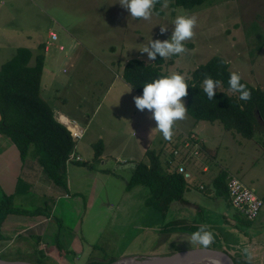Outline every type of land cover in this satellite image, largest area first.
I'll return each mask as SVG.
<instances>
[{
	"label": "rangeland",
	"instance_id": "rangeland-1",
	"mask_svg": "<svg viewBox=\"0 0 264 264\" xmlns=\"http://www.w3.org/2000/svg\"><path fill=\"white\" fill-rule=\"evenodd\" d=\"M0 2V20L7 24L12 20L14 24L9 28L20 31L18 46L31 48L34 56L39 53L46 56L41 86L46 89L50 84L55 85L58 92L56 97L43 96L44 99L87 127L75 149L82 161L73 164L69 171L71 190H68L72 198L55 200L52 188L46 184L32 187V178L24 175H21L19 192L14 199L6 195L12 199L9 206L19 215L15 216L18 221L32 223L36 213L49 216L51 220L45 219L39 225L47 227L41 239L37 230L28 226L21 230L9 224V233H12L5 236H11L13 240L0 242V257L33 264H111L134 254L143 257L169 255L196 247L189 243L193 230L179 227L172 229V233L161 230L170 214L168 218L162 215L154 218L156 235L152 232L150 236L137 228L136 215L138 210H143L141 196L150 193L151 197L152 192L144 186L135 197L133 191L128 192L132 168L119 169L115 161L132 156L134 161L130 163H148L149 149L161 153V160L170 171H176L184 162L186 171L190 172L186 180L193 189L177 202L172 212L176 214L174 219L183 224L206 225L214 237L211 246L216 248H226L224 241L231 243L242 237L234 230L224 231L223 219L214 222L217 230L200 223L198 207L213 215L219 208L205 202L208 197L203 198L199 186L201 182L212 186V178L224 166L254 187L257 194L264 193V132L258 130L252 139H248L237 132L224 130L219 124L197 122L187 112L186 119L175 122L172 139L165 140L156 130L155 121L149 119L148 110L136 109L133 97L142 94L124 81L123 69L132 58L152 63L147 53L142 52L143 48L151 40L170 39L175 18L187 15L196 18L194 36L184 42L186 51L183 54L165 58L164 71L180 73L187 79L200 64L219 55L230 63L231 70L264 89V0L206 1L193 8H174L172 0H163L160 8L164 14H157L154 9L149 20L132 18L119 4L120 0ZM161 27H166L167 31L161 33ZM7 41L4 46L11 53ZM64 70H68L67 73ZM183 99L187 107V100ZM73 113H79L83 119ZM186 137L192 139L190 148L185 144ZM204 142L217 155L213 157V153L204 151ZM100 143L102 150L111 154L110 160H96L95 147ZM195 144L201 148L194 147ZM196 150L199 154L194 155ZM30 154L33 157L34 150H30L28 157ZM205 165L210 172L204 173ZM43 173L49 180L44 170ZM133 189L136 186L130 190ZM194 193L198 197H189ZM66 205L69 209L74 205L75 211L67 212ZM230 208L235 209L233 205ZM141 233L147 248L140 251L136 248L139 242L132 247V237H139ZM239 245L227 250L241 262L246 261L245 248Z\"/></svg>",
	"mask_w": 264,
	"mask_h": 264
},
{
	"label": "trees",
	"instance_id": "trees-1",
	"mask_svg": "<svg viewBox=\"0 0 264 264\" xmlns=\"http://www.w3.org/2000/svg\"><path fill=\"white\" fill-rule=\"evenodd\" d=\"M206 1L217 0H172L176 8H193ZM163 0L155 6V12L163 15L160 8ZM33 58V59H32ZM34 60V63L32 61ZM46 56L39 53L34 56L29 47H18L15 54L0 67V134L9 137L19 150L22 160H25L30 150L47 173L49 178L63 188H68L67 165L71 153L76 148L77 141L73 139L70 130L56 117L52 106L41 94V81L45 67ZM171 63L173 60L170 61ZM165 58L159 57L152 63H146L140 58L128 60L123 69V79L136 92L142 94L143 85L160 76L169 75L164 71ZM230 63L222 56L215 55L207 62L200 64L191 72V77L185 79L188 84L187 112L197 121H208L219 124L224 130L237 132L245 138L252 139L258 130L264 132V89L249 83L244 78L241 83L251 91V99L242 101L239 93L229 90ZM237 72V71H235ZM239 73V72H238ZM205 74L219 80L221 89L216 90L214 99L209 100L203 92L202 81ZM102 144L95 147L96 160L102 154ZM149 162H138L132 168L127 188L144 186L151 190L147 203L158 214L166 215L175 201H181L190 189L183 174L170 171L161 160V153L155 150L147 151ZM80 163V162H78ZM169 169V170H168ZM227 172L220 171L214 179L216 193L227 197L229 191L226 183ZM231 201V199H230ZM10 197H4L0 202V224L6 217L15 213L10 208ZM245 218V217H244ZM246 219V218H245ZM248 221L250 220H247ZM197 231V224H184L178 220L166 222L162 230L170 231L176 228ZM3 238L0 235V239ZM241 262V261H240ZM104 264V263H103ZM240 264H249L241 262Z\"/></svg>",
	"mask_w": 264,
	"mask_h": 264
},
{
	"label": "crops",
	"instance_id": "crops-1",
	"mask_svg": "<svg viewBox=\"0 0 264 264\" xmlns=\"http://www.w3.org/2000/svg\"><path fill=\"white\" fill-rule=\"evenodd\" d=\"M0 3H2V2H0ZM13 24L14 23L12 20L10 22H8V24L5 21H3L2 19L0 20V31H1V35H0V67L4 62H6L8 59H10L15 54L17 48L20 47V46H18L20 44L18 42V40L21 39V36L19 35L20 31L17 29L9 28V26L13 25ZM3 26H5V28H3ZM5 36H7L6 39H4ZM7 40H9V43H10L11 48H12L11 53L8 50H6L5 46H4V43ZM48 49H49L48 46H46V50H48ZM32 63H34V61ZM67 71L68 70H64V72H66V73H67ZM57 92H58V88L55 85L52 86V84H50L46 89L41 86L42 96H46V97L49 96V98H51V95H53L54 97H56ZM52 108L54 110L56 118H57L58 114H61L58 117L62 121H63V117L65 116V117L69 118L71 121H73L74 123L78 124L80 126V128L82 129V137L84 136V132L87 128L86 125L80 124L79 121L76 120L75 118L72 119L69 114H65L64 111L57 108V106H54ZM73 114H75V113H73ZM75 115L80 117V119H83L79 113H76ZM192 131H193V133H195L194 129ZM81 138L76 139V141L80 140ZM197 140H198V142L201 141L199 139V137ZM203 150L204 151L207 150L208 153H210V152L213 153V155H212L213 157L215 155H217L216 153L214 154V151L212 149L207 147L205 142L203 145ZM108 154L109 153L106 154L105 151L103 150V152L100 156V159L97 161L101 162V160H104V161H106L107 159L110 160L111 154H109V155ZM197 154H199V152H197L196 155ZM74 156L75 157L73 159L68 161V165H67L68 188L66 189V188H63L59 185H56L52 180L49 181L50 178H49V180L45 179L46 177L43 173L44 169L41 166V164L39 163V160L35 156L32 157L30 154L29 157L27 156L25 160H22L20 153H19V150L16 147V145L13 143V141L9 137L0 134V202L2 201L3 197L6 195L7 196L11 195L10 197H13V199H14V197L18 194L21 175H24L25 177H28V178H32V179H30V181H32V187L33 186H40V185L42 186L43 184L48 185V187L52 188V190L55 192V194L52 196L53 198H55V200H58L61 197L72 198V196L69 195V193H70L69 190H71V184H70V182H71L70 178L71 177L69 176V171H70V168L73 164H79L78 162L82 161L81 158L79 160L76 158L79 155H77L75 150H74ZM130 161H134L132 159V156L129 159L125 158L123 160H116L115 164H118L119 169H126L129 167H125L122 165L126 164V163H130ZM132 163H135V164L133 166H130V167L134 168L136 166V162H132ZM205 166H204V173H206L208 171L210 172V168H208L207 165H205ZM104 169L111 174L114 173L113 171H111L109 169H106V168H104ZM220 170L221 171L224 170L225 172H227V174L231 173L224 166H221ZM231 174H233V173H231ZM217 175H215L211 180L212 186L208 187L209 184H207L206 182L200 183V185L203 186V188H201V186H199L200 190L202 191L201 193L204 195L203 198L208 197V199L205 200V202L209 203V204L217 205V207L219 208V209H217V214L213 215V214H209L208 212L205 213L204 210H202L200 207H198L199 209L197 210V214L201 219L200 223L207 224V225L211 226V228L214 227L216 229L214 222L217 221V219H223L225 221L224 223L226 224L223 226L224 231L225 230L228 231L227 229L234 230L238 234L242 235V237H240V238L237 237L236 240L231 242V243L224 241L223 245L224 244L227 245V246H225L226 247L225 249L227 250V248L229 249V247H232V246L238 247V243H239L240 245H243L245 249L247 248L249 250L253 259H257L259 261V262L254 263L251 260L250 264H256V263L264 264V209H262V211L260 212L258 217L256 219H254L253 221L250 220V221H248V223H246L247 221L243 222L240 219V217L243 218V220L245 221L246 219L244 218V216L240 215L235 209L231 210L230 207L232 206L231 205L232 203L230 201V197H229V201H228L227 197L225 198V197L219 196L216 193V189H215V185H214V179L216 178ZM187 182L190 184V189L185 193V198H186V196L189 195L188 192L193 189L191 186L192 184L189 182V180ZM207 182H209V180H207ZM140 187H142V186H136V189L127 190V191L128 192L133 191V196L135 197L136 192L140 191ZM251 188H253L256 191V189L254 187H251ZM29 191H37V189L36 190L30 189ZM212 194L218 195L219 197H216L215 195H212ZM196 195L197 194L194 193V195H191L189 197H194ZM259 195L264 197V193H260ZM149 197H150V193L141 196V199L143 201L140 203V207H142L143 210H138V215H136V222L138 223L137 225H139L137 228H140V229L142 228V233H148L151 236L152 232L154 235L157 234V233H155V231L157 229H154L157 226V224H155V220L158 217L157 215H160V214H158L154 209H152L151 206L148 205L147 200L149 199ZM196 197H198V196H196ZM139 200H140V198L137 200L138 203H139ZM188 200H190V199H188ZM177 202H179V201H175L171 204L170 210L165 216L162 215V217L168 218V216L170 214V217L168 218L167 222L176 220L173 218V217H175L174 215H176V214H174L172 212H173L174 208L178 205ZM185 203H188V202H185ZM68 206L69 205L65 206L67 212L75 211L74 205H71V206H73L72 209L67 208ZM226 206H228L229 208H227ZM112 207H114V205H112ZM148 212L150 213L149 215H148ZM34 215H35V218H33L32 223L28 220V221H25V224H24V223H22V221H18L19 220L18 217H15V216H19L18 214H16V213L9 214L6 217V219L8 217L9 218L7 220L5 219L1 225L2 229H1L0 235H2L3 238L0 239V242L13 240V238L11 236H5L7 234L12 233V232L9 233V230L11 227V226L8 227L9 224H11L12 227L17 226V227H19V229H21V228L24 229L25 227L28 226V227H30L31 230H37L39 232L38 234L40 235V239H41L42 234H45V230L47 229V227H39V225L40 224L42 225L45 222V219L47 221L48 220L50 221L51 219L49 216L43 217V214L36 213ZM154 218H155V220H154ZM158 218H160V216ZM182 220H183V218H182ZM180 223H181V221H180ZM191 224H193V223H191ZM217 225H221V224L217 222ZM181 229H183V228H181ZM57 232H58V230H56V233ZM170 232L172 233L171 230H170ZM142 233L140 234L139 237H132V247H135V245H136L135 242H137V243L139 242L136 245V248L140 249V251L147 248V246H146L147 242L145 240H142L143 235H144ZM55 240L56 239H54V242H55ZM195 246H198V245H195ZM222 247L224 248V246H222ZM253 252H255V254ZM234 256H235V254H234ZM235 257L238 259L237 256H235ZM260 258H261V261H260ZM238 260L240 261V259H238ZM243 262L249 263L248 260L242 261V263Z\"/></svg>",
	"mask_w": 264,
	"mask_h": 264
},
{
	"label": "clouds",
	"instance_id": "clouds-1",
	"mask_svg": "<svg viewBox=\"0 0 264 264\" xmlns=\"http://www.w3.org/2000/svg\"><path fill=\"white\" fill-rule=\"evenodd\" d=\"M159 0H120V5L126 9L132 18L149 20ZM171 38L168 40H151L142 50L147 53L149 61H155L157 55L161 58H170L181 55L186 51L185 41L194 36L196 18L194 16L180 15L173 21ZM167 31L161 27V33ZM241 75L238 72L229 74V90L239 93V99L248 101L251 99V91L241 83ZM220 81L205 74L202 81L203 92L209 100L214 99ZM188 96V84L185 77L180 73H171L160 76L143 85L142 95L134 96L133 101L137 110H148L149 119L155 121L156 130L162 134L165 140L170 141L173 137L175 122L186 119L187 107L183 98ZM213 233L202 225L197 231L191 233L189 243L198 245L201 249H208L213 243ZM245 257L249 261L252 255L244 249Z\"/></svg>",
	"mask_w": 264,
	"mask_h": 264
},
{
	"label": "built area",
	"instance_id": "built-area-1",
	"mask_svg": "<svg viewBox=\"0 0 264 264\" xmlns=\"http://www.w3.org/2000/svg\"><path fill=\"white\" fill-rule=\"evenodd\" d=\"M52 37L56 39L57 35L54 34ZM60 115L61 114H58V116ZM58 116H57L58 120L61 123H63L64 121H62ZM68 129L70 130L74 140L82 137L81 128H80L81 130H72L70 128ZM191 140L192 139L190 138L187 139V137L184 139L185 144L188 148H190L192 145V143L190 142ZM196 146L197 144L194 145V147ZM194 150L195 149H192V151ZM197 152L198 151L196 150L194 152V155H196ZM74 157L75 156L73 152L71 153L69 160L73 159ZM76 158L79 160L80 156H77ZM176 171L180 174H183L186 179L190 176V174L186 171V166L184 165V162H182L178 166V169H176ZM226 183H227L231 203L235 207V209H237V212L242 216H244L247 220L253 221L254 219H256L260 214L261 210L264 208V197L257 194V192L253 188L249 187L235 174L228 173L226 177ZM201 188H203V186H201Z\"/></svg>",
	"mask_w": 264,
	"mask_h": 264
},
{
	"label": "water",
	"instance_id": "water-1",
	"mask_svg": "<svg viewBox=\"0 0 264 264\" xmlns=\"http://www.w3.org/2000/svg\"><path fill=\"white\" fill-rule=\"evenodd\" d=\"M259 120L263 123L262 117L259 115ZM64 123V122H63ZM65 124V123H64ZM66 125V124H65ZM135 163H126L122 166L130 167ZM1 254V250H0ZM127 256L117 260L111 264H118L123 259H134L138 264H204L208 259H218L224 262L225 264H240V261L228 250L225 248H216L210 246L208 249H201L199 246H196L191 249L180 250L173 254L169 255H157V256ZM0 264H33L26 261L19 260H8L0 257Z\"/></svg>",
	"mask_w": 264,
	"mask_h": 264
},
{
	"label": "bare ground",
	"instance_id": "bare-ground-1",
	"mask_svg": "<svg viewBox=\"0 0 264 264\" xmlns=\"http://www.w3.org/2000/svg\"><path fill=\"white\" fill-rule=\"evenodd\" d=\"M63 121L68 128L72 130H81L78 124L74 123L73 121H71L69 118L65 116L63 117ZM118 264H138V262L134 259H123ZM204 264H225V263L218 259H208L204 262Z\"/></svg>",
	"mask_w": 264,
	"mask_h": 264
},
{
	"label": "flooded vegetation",
	"instance_id": "flooded-vegetation-1",
	"mask_svg": "<svg viewBox=\"0 0 264 264\" xmlns=\"http://www.w3.org/2000/svg\"><path fill=\"white\" fill-rule=\"evenodd\" d=\"M145 257H148V256H145Z\"/></svg>",
	"mask_w": 264,
	"mask_h": 264
}]
</instances>
